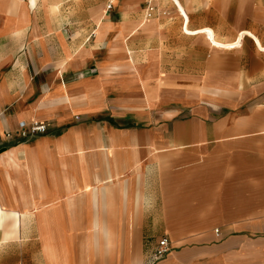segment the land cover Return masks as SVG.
Segmentation results:
<instances>
[{
  "label": "crops",
  "instance_id": "0c3cea01",
  "mask_svg": "<svg viewBox=\"0 0 264 264\" xmlns=\"http://www.w3.org/2000/svg\"><path fill=\"white\" fill-rule=\"evenodd\" d=\"M177 2L0 0V264H264V5Z\"/></svg>",
  "mask_w": 264,
  "mask_h": 264
},
{
  "label": "bare ground",
  "instance_id": "6f19581e",
  "mask_svg": "<svg viewBox=\"0 0 264 264\" xmlns=\"http://www.w3.org/2000/svg\"><path fill=\"white\" fill-rule=\"evenodd\" d=\"M175 3H176V6H178L179 8V11L182 13V15L184 14V11L182 10V8L180 7L179 3L177 2V0H173ZM185 15V14H184ZM186 18V17H185ZM185 25V24H184ZM198 30V29H197ZM200 32L202 33H205L209 40H210V43L212 44V46H214L215 48H219V49H237L238 47H240V44H241V39L243 36H247L248 38H250L253 43L255 44L256 48L260 51H264V45L261 44L260 40L251 32L249 31H240L235 40L232 41V42H220V41H217L215 38H214V35L212 33V31L208 28L206 29H203L201 30Z\"/></svg>",
  "mask_w": 264,
  "mask_h": 264
},
{
  "label": "built area",
  "instance_id": "2783aa9c",
  "mask_svg": "<svg viewBox=\"0 0 264 264\" xmlns=\"http://www.w3.org/2000/svg\"><path fill=\"white\" fill-rule=\"evenodd\" d=\"M109 8V6H108ZM153 11V7L150 5H147L146 9H145V17L149 18L151 13ZM20 127L23 129L24 128V124H20ZM44 130V126L42 124H37V123H32L31 127H30V132L34 133V132H42ZM169 250L168 247V241L166 238H162L159 242H158V246L157 249L155 250L154 253V258L155 259H159L161 257H163Z\"/></svg>",
  "mask_w": 264,
  "mask_h": 264
},
{
  "label": "rangeland",
  "instance_id": "374dc122",
  "mask_svg": "<svg viewBox=\"0 0 264 264\" xmlns=\"http://www.w3.org/2000/svg\"><path fill=\"white\" fill-rule=\"evenodd\" d=\"M88 3L87 5H83L81 3H79L80 1L76 0V3L70 7H74L76 14L79 12H82L83 8L86 7H93L95 2H98L99 0H86ZM255 2L257 3V5L259 4H263L264 5V0H255ZM254 15L252 14V20H251V32L252 33H262L264 31V21H262L261 19L257 18L258 15H255L256 18L253 17ZM246 40H249L248 37H245Z\"/></svg>",
  "mask_w": 264,
  "mask_h": 264
}]
</instances>
